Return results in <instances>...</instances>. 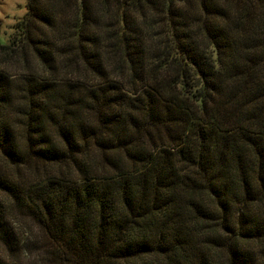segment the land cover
Segmentation results:
<instances>
[{"label":"trees","instance_id":"16d2710c","mask_svg":"<svg viewBox=\"0 0 264 264\" xmlns=\"http://www.w3.org/2000/svg\"><path fill=\"white\" fill-rule=\"evenodd\" d=\"M0 42V264H264V0H28Z\"/></svg>","mask_w":264,"mask_h":264},{"label":"rangeland","instance_id":"374dc122","mask_svg":"<svg viewBox=\"0 0 264 264\" xmlns=\"http://www.w3.org/2000/svg\"><path fill=\"white\" fill-rule=\"evenodd\" d=\"M28 0H0V42L6 43L13 25L25 15Z\"/></svg>","mask_w":264,"mask_h":264}]
</instances>
